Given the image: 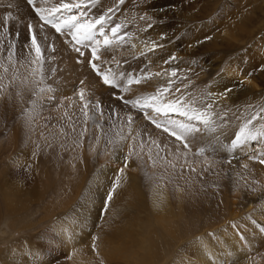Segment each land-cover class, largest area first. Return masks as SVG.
<instances>
[{
    "label": "rangeland",
    "instance_id": "rangeland-1",
    "mask_svg": "<svg viewBox=\"0 0 264 264\" xmlns=\"http://www.w3.org/2000/svg\"><path fill=\"white\" fill-rule=\"evenodd\" d=\"M59 2L60 0H49L48 4L43 6L51 7ZM93 4L99 7L93 10ZM36 6L42 5L37 3ZM109 8L118 13L116 17L109 13L111 23L106 27L123 22L125 24L123 31L131 35L127 37L126 43L98 52L100 59L94 62L98 64L100 70L111 69L113 73L117 75L123 73L125 76L161 73L147 82L132 85V90L127 93L105 86L102 78L89 65L92 59L89 50L81 48L84 55H79L74 50L69 36L60 35L51 26L42 24L34 9L24 0H14L10 4H4L0 0V168L8 170L12 167L28 166L30 173L32 172L31 178L39 185L38 189L42 186L41 194L33 196L31 193L27 195L28 197L25 196L30 202L20 215L15 216L7 213L0 191V264H12L11 257H8L12 252L8 250L10 243L16 245L19 243V247L23 249L19 250L20 252L31 250L34 246L33 240L49 228L55 216L58 221L61 220L59 227L62 228V232L56 227V233L60 236L67 234L71 228L74 230L87 223L81 207L83 201L92 196L96 203L99 200L103 202V197L97 198L98 189L88 193V182H97L98 178L109 174V184L112 186L111 178L120 175L118 170L121 168L124 169L122 174L124 178L131 180L132 174L138 175L140 185L145 190L142 195L145 206L139 209L138 213L136 210L129 211L125 222H120L121 230H125V235L121 237L113 236L111 228L107 226L101 229L99 227L104 224L105 219H115L122 212L105 207V199L102 207L89 210L90 214L91 210L93 211L96 222L90 227L87 226L86 233H81L83 239L78 243L84 248L89 245L85 250L83 248L82 256L90 263L93 261V264L98 262L101 256H105L103 254L106 250L111 253V258H114L112 262L121 258L120 264H132L135 254L123 257L116 254L111 247L118 246L122 243L120 239L124 238L125 243L129 242L128 253L135 251L134 248H129L132 240L140 243L138 247L143 244L149 250L152 241L148 237L151 234L152 237L155 236L154 243L158 246L156 250L162 249V252L167 250L165 254L168 255L170 249L169 251L175 255L181 247L191 245L192 240L197 237L195 235L201 236L200 233H205L213 237L215 232L213 225L232 214H239L244 191L259 189L264 193V164L259 163L258 159L250 158L264 153L263 139L251 142L249 149L241 154L239 165L232 172V176H229L227 169L224 168L227 163L224 162L226 159L224 155H215L208 147L203 155L198 154V150L205 147L198 143L200 137H197L204 130L202 127L196 136L188 137L189 147L186 150L182 143L176 141L162 128H157L138 110L124 105L116 98L123 95L125 99H132L152 94L159 87L167 86L169 77L164 75L165 71L170 73L177 69L171 95L167 98L183 95L201 106L212 97H216L217 99L213 101L214 111L226 115L214 119L224 124L223 130L238 131L254 113L264 109V0H125L123 4H119L118 0H96L95 3H88L86 7L74 10V14L79 15L80 11L85 9L84 19L88 20L92 12L101 14L103 9ZM166 8H170L168 15L158 14ZM142 16L146 18L141 19ZM149 24H152L151 28L148 27ZM40 25H44L42 29ZM32 30H35L45 55V79L39 85H34L29 75L32 67L29 56L32 51L30 48ZM62 40L67 47L59 45ZM153 41L158 47L148 51ZM60 47L65 48V51ZM10 53L14 63L8 59ZM173 56L176 58L175 61L171 60ZM234 59L236 63L233 62ZM231 63H234V67L237 66V71L244 77L241 80L246 88H243L242 93L239 90L236 93L238 88L233 86L234 91L229 92V96L221 95L223 91L215 86V81ZM250 63L253 67L249 71ZM4 67L8 68L7 73L4 72ZM84 68L88 76L83 77ZM14 76L17 77L15 80ZM26 77L27 83H22ZM44 86H50L52 91L47 93L46 98L40 99L34 93L38 87ZM81 88L85 90L87 101L91 104L98 101L102 106L104 112L102 123L108 133L107 138L97 135L93 120L85 121L80 110L83 102L78 96ZM177 88L180 89L179 92L176 91ZM33 100H38V103L33 105ZM91 114L89 110V116ZM148 114L154 115L150 110ZM128 115L133 117L131 130L127 124ZM261 115L264 116V113ZM173 118L180 117L173 114ZM263 122V119H257L253 124L259 128L264 125L260 124ZM84 126L88 131L83 136L82 146H78L81 140L80 132ZM129 135L136 138L135 151L140 155L131 156L129 161L132 162V167L128 164L125 167L124 157L134 146V142L131 139L120 140V136ZM108 140L112 143H108ZM140 142L144 143L143 151L138 146ZM260 158L264 159V156ZM192 168L195 171H192ZM226 176L229 177L226 179ZM230 177L232 178L228 181ZM80 181L83 182L81 189L75 186ZM157 185L162 186L171 199L175 194H179L184 208L178 212L182 216L171 220L166 226L153 216L149 206L153 188ZM71 189L74 200L65 208L64 204L72 199L71 195L67 194ZM111 189L112 187L109 191ZM106 190L107 187L100 192ZM29 196L36 199L32 200ZM212 196L213 199L216 198L213 200L215 202L210 200L209 197ZM55 200H59L58 206L53 205ZM257 202L250 208L255 209L262 203L261 200L258 204ZM205 204L210 209L205 208ZM166 206L167 209L172 207L168 204ZM165 207L163 209L167 210ZM248 209H244L245 214L249 213ZM47 211L53 216L47 217ZM226 223L228 224L227 221ZM208 227L214 229L208 231ZM174 229L180 240L171 237H175ZM182 240L187 242L183 244ZM242 242L246 247L243 255L234 261L229 257L227 262L224 259L218 264H244L249 259L257 260V264H264L262 251L264 247L262 245L259 247L260 242L255 241L253 244L257 250L247 241ZM93 243L96 245L95 248ZM76 245L70 244L71 249L68 251L63 246L59 248L56 246L55 250L57 249L60 256L55 263L80 264L74 262L73 258L74 253H77L74 249ZM249 250L253 251L248 253ZM3 252L6 253L5 256ZM189 258L192 260V256Z\"/></svg>",
    "mask_w": 264,
    "mask_h": 264
},
{
    "label": "bare ground",
    "instance_id": "bare-ground-1",
    "mask_svg": "<svg viewBox=\"0 0 264 264\" xmlns=\"http://www.w3.org/2000/svg\"><path fill=\"white\" fill-rule=\"evenodd\" d=\"M1 1H3L4 4H10L14 0L12 2H11V0H1ZM24 1L28 4L29 7H31V5L28 3V0H24ZM154 5H155V3H154ZM92 6H93V10L96 7L97 8L99 7V5L94 6V4ZM151 7H153V3L151 4ZM83 11L86 12L85 9L80 11V12H83ZM107 11H108V9H106V10L103 9V12L101 14H95L94 12H92V16L88 20H93V19H95L94 16L95 17L101 16V15L107 13ZM112 13H113V16L116 17L118 11H113ZM169 13H170V8H166V9H163V11L158 12L159 15H168ZM36 16L39 19V16L38 15H36ZM21 21H23V20H21ZM27 22H28V20H27ZM41 23L44 24L43 21H41ZM109 28H110V26H109ZM51 34L52 33H50V35ZM60 35L69 36L70 42L72 44L74 43L71 41V37L67 32H65L64 34L60 33ZM40 39H42V37ZM59 45H65L66 47L68 46L66 43H64L63 40L61 41V43ZM77 47H81L82 49H86V51L89 50V52L91 53L90 48H84L80 45H77ZM60 48H62V50L65 51L64 50L65 48L64 49H63V47H60ZM71 52L72 51L70 50L69 53H71ZM72 57L74 58V56H72ZM250 57H252V55ZM159 58H161V57H159ZM157 59H158V57H157ZM157 61H155V62H157ZM233 62H235V59ZM246 64H248V62ZM248 67H249V71H250L253 66L251 64L250 66L248 65ZM237 70H238L237 66L234 67V63L233 64L231 63V65H229V66L227 65L223 74L216 78L215 86L217 88L222 89L223 92H224L225 88H231L232 91H234V89H233V86H234L235 88H238V89H236V93L238 90H239V92L242 93L243 88H246L245 84H242L243 81L241 80V78H244V77L241 76L240 72H238ZM245 72L246 71L244 70V74H245ZM82 73L84 74L83 77L88 76L85 68L83 69ZM239 84L242 86H240ZM236 85H238V87ZM229 94L230 93H228V96H229ZM230 97H232V96H230ZM216 123L218 125L217 132L215 134H212V133H209V132H206L203 130L201 133H199V136H197V137H200V140H198L199 142L198 141L197 142L199 144H201L202 146L208 147V149H210L212 151H213V148H215L216 150L213 151L215 155H218V156L224 155L225 156L226 159L224 162H227V163L224 165V168L227 169V174H229V176H230L232 174V172L235 171V168L237 167V165H239L238 161H240L239 158H240L241 154H243V152H245L246 150L249 149V145L251 144L252 141H249L248 144L244 148L238 149L234 153H227L223 148L220 147V144H225L231 138H233L236 130L234 132L230 131L231 133L228 132L226 129H224L225 130L224 131L223 130L224 124L219 123L217 121H216ZM260 124H264V122L260 123ZM213 136L219 137L220 143H217L216 140L213 138ZM209 145H211V147H209ZM128 166L132 167L131 161L128 162ZM22 167H24V166H22ZM22 167H20V168H13L12 167L11 169H8V170H6L5 168H0V191L2 194V199H3L4 205H5V209H7L8 210L7 213L12 214V216L20 215V213L27 207L26 204H29L30 199L25 198V196H27L31 193L33 194V196L41 194V187L42 186H40V189H38L39 185L36 184V182H34L33 179L31 178L30 174L32 172L30 173V171H31V170H29L30 168L28 166H25L24 168H22ZM253 167H254V165H253ZM32 175H34V174H32ZM133 175L134 174H132V176H131V180L121 176V184L119 187L116 188L115 192L113 193L112 200L110 202L106 201L105 207H107L113 211L122 212V213L119 214L115 219H110V218L105 219L104 220L105 225L102 224L99 227V229L107 226V227L111 228V232L113 233V236H116V237H121V236L125 235V230L124 229L121 230L122 224H120V222H125V220L127 218V213L129 211L134 212V210H136L135 212L138 213L139 209H141L145 206V199L144 198L142 199L143 191H145V190H143V186L140 185L139 178L137 177L138 175L137 176L136 175L133 176ZM229 176H226V179ZM115 177L116 176H113L111 178V183H113ZM241 177H243V176H241ZM231 178L232 177H230L228 179V181ZM109 179H110V175L108 174V176H106V177L104 176L101 179L98 178L97 182H93V183L88 182V184H87L89 187L88 193L90 194L91 191L95 192L96 189H98L99 194L97 195V198L103 197V202H104V199L106 200V196L108 195L109 188L113 187V184H112V186H111V184H109ZM240 179H238V180H240ZM82 183L83 182L80 181V183L78 182V184H75V186H78L81 189ZM227 185H229V184H227ZM246 185H247V183H246ZM57 186H59V184ZM57 186H56V188H57ZM106 187H107L106 191L100 192V191H103ZM80 189H78V190L80 191ZM71 192H72V189H71V191H68L67 194L71 195V197H72L73 195ZM216 196L217 195H215L214 197H216ZM29 197L31 198V196H29ZM73 198L74 197H72V199L70 198L69 202L64 204L65 208H68L71 205V202L74 200ZM150 198H151V200L149 201V206L152 209V213L154 214L153 216L154 217L156 216V219L160 223H162L164 226H166V224L168 225V223H171V220L179 218L180 216H182L181 213H178L184 209L181 205V200H180L179 194H175L174 196H172V199H171L170 197L167 196V193L165 192V190L162 189V186L157 185V186H155V188H153V191H152ZM209 198H210V200L213 201L217 197L214 199H213V196H212V198L211 197H209ZM34 199H36V198H33L32 200H34ZM170 199H171V202H169ZM260 200L262 203L258 204V202ZM57 201H59V200L53 201V205L58 206L59 202H57ZM103 202H102V200H99V202L96 203V201L94 200V198L92 196H88L87 199L83 201V203L81 202L82 203L81 207L83 208V213H84V216L86 217L87 223H85V224L83 223L82 225L76 227L74 230L71 228V229H69L67 234H63V236H60L56 233V227H59L61 220L58 221L57 217L55 216L54 217L55 220H52V223L49 225V228L43 234L36 236V238L33 240L34 246L33 247L31 246L32 248L30 247L31 250L26 251V252H24V251L20 252L19 250H23V249H21L19 247L20 246L19 243L17 245L15 243L14 244L10 243L8 246V248H9L8 250L9 251L12 250V252H11V255L8 254L9 256L8 255L7 256L11 257L12 264H54L56 259L60 256V254L57 253V251H56L57 249L55 250V247L57 246L59 248V246L60 247L63 246V248L68 251L71 249L70 244L75 243V245H76L78 243V241L82 240L83 238L81 237V233H86V228H88L87 226L90 227V225H92L94 222H96V221H94L95 216L93 215V211L91 210V214H90L89 210L91 208H96L99 206L102 207L104 205ZM147 202H148V200L146 201V204H148ZM213 202H215V201H213ZM216 202H217V200H216ZM235 202H237V201H235ZM254 202H257L258 206H256L255 209L254 208L251 209L250 207ZM169 203H171V204H169ZM167 204L170 206L172 205V207L170 209H167L166 208ZM146 206H148V205H146ZM237 206H238V204H237ZM101 207H100V209H101ZM164 207L167 210H164L163 209ZM205 208H207L206 204H205ZM205 208H204V210H206ZM245 208H249L248 209L249 213H246V214L244 213ZM207 209H210V208H207ZM147 210H149V209H147ZM212 211H213V209H212ZM238 211H239V209H238ZM176 213H178V214H176ZM219 213H220V211H219ZM50 216H53V214L47 211V217H50ZM220 216H217V218ZM69 218L71 219V216H69ZM227 219H229V220H227ZM226 221L228 222V224L226 223ZM259 221H260V223H259ZM217 223L218 224L213 225L215 227V232H214L213 237H211L210 235H207L205 233H200L201 236H199V234H197V235H195L197 237H195L192 240L191 245L181 247V250L178 249L179 251L175 255L172 254V252L169 251L170 249L168 248L169 249L168 255H171V257H172V255H174L172 258L165 254L167 250L166 251L163 250V252H162V249H161L160 250L161 252H160V251H158V249L157 250L155 249V248H158V246H155V245H157L156 243H154L155 242V240H154L155 236L152 237L153 235L151 233H149L151 235L148 237L149 239L151 238V241H152L151 242L152 245L150 246L149 250H147L145 248L146 246H144L143 244L141 245V247L139 246L140 247V249H139L138 245H140V243H137L136 241L132 240L133 243L129 245V248H134L135 251L134 252L131 251L128 253L127 244H129V242L125 243L124 238L120 239L122 241V243L118 244V246L113 245L111 248L113 249V251L116 252V254L117 253L121 254V256H123V257L127 256V255L130 256V254L131 255L135 254V255H133L134 262L132 264H189L191 261L192 262L194 261L192 264H218L220 261H222L224 259L227 262L228 261L227 259L229 257H231L234 261L239 256L243 255L244 250H246L245 244L242 241H247L248 244H251V246L253 248H255L253 246L254 242L257 241V242H260L259 247H260V245H262V247H264L263 246L264 245V193H262L261 190H259V189L257 191H252V190L244 191L242 193V204H241V210L239 211V214H235V215L232 214L229 217H225L223 221L221 219V221H219ZM230 224H234V226H231ZM214 227L212 229L211 228L209 229V227H208L207 230L208 231L213 230ZM59 228H60V231L62 232V228L61 227H59ZM169 229H171V228H169ZM171 231H172V229H171ZM174 231L176 232V229H174ZM78 232H80V233H78ZM175 232H173V233H175ZM144 235H147V234L144 233ZM177 236L178 235L176 232L175 237H173V236H171V237L175 239ZM177 238H178L177 240H180L179 237H177ZM185 239H186V236H185ZM185 239H183V240H185ZM183 240H182L183 244L185 242H187V240L184 242H183ZM78 245H80V244L78 243L76 245V248H74V249H76V251L75 250L74 251L77 253H74V256L72 254L73 258H75V260H77V261L74 260V262H76V263L80 262V264L90 263L89 260L86 259V257L82 256V252H83L84 247L81 246L82 244L80 246H78ZM23 246H25V244ZM36 246L40 247L41 249L37 248ZM88 246L89 245H87L86 247H88ZM110 246L111 245L109 244L108 247H110ZM16 247H17V249H15ZM137 247H138V249H137ZM85 248H84V250H85ZM145 249L147 252L145 251ZM8 250H6V251H8ZM26 250H27V248H26ZM59 250H61V249H59ZM252 251L253 250H249L248 253H250ZM262 251L264 252V249ZM170 252H171V254H170ZM246 253H247V251H246ZM5 254L3 252L4 256H5ZM108 254H109V252H107V250H106L105 253L103 254L105 256H103V257L101 256L99 258V261L96 262L95 264H120L119 262H120L121 258L119 259V261L114 260L116 262H112L114 258L113 259L111 258V256H110L111 253L109 255ZM116 254H115V256H116ZM263 255H264V253H263ZM190 256H192V260H191V258H189ZM169 257H170V259H169ZM5 258L6 257H4V259ZM251 260H253V259H249L244 264H247L248 262L249 263L253 262L252 264L258 262L257 260L255 261V259L252 262H251ZM7 262H9V261H7ZM74 262H72V263H74ZM130 262H132V261H130ZM59 264H60V262H59ZM61 264H63V263H61ZM90 264H93V261Z\"/></svg>",
    "mask_w": 264,
    "mask_h": 264
},
{
    "label": "snow or ice",
    "instance_id": "snow-or-ice-1",
    "mask_svg": "<svg viewBox=\"0 0 264 264\" xmlns=\"http://www.w3.org/2000/svg\"><path fill=\"white\" fill-rule=\"evenodd\" d=\"M49 0H28V3L34 9L35 13L39 16V19L44 22V24L51 26L57 33L64 34L67 32L73 43L74 50L83 56L84 53L81 51L80 45L84 48H90L92 59L89 61L90 67L97 72V74L102 78V82L105 86L120 90L123 93L130 92L132 90V85H139L141 83L147 82L153 76H160L161 73H141L139 76L128 75L121 73L117 75L113 73L111 69H106L104 71L100 70V67L94 61L100 59L98 52L101 49H109L114 46H118L127 42V37L131 35L130 33H125L123 31L125 24L123 22L117 23L110 28H106V25L111 23V17L108 15L112 13L114 9L109 8L107 13L95 18L93 20H85V14L80 12L79 15L74 14V10H79L82 7H86L88 3H95L96 0H72V2H66V0H60L58 4L51 7L43 6L47 5ZM125 0H118L119 4H123ZM37 3L42 6L37 7ZM10 15V14H9ZM142 16L141 19H145ZM44 25H40L41 29ZM149 28L152 24L148 25ZM31 29V25H29ZM31 44L30 48L32 51L29 53L31 57L30 63L32 65L29 75L32 77V83L34 85H39L45 79L44 76V64L45 55L41 44L37 40L35 30L31 31ZM152 46L148 48V51L155 50L158 45L155 42H151ZM14 47V46H13ZM147 47V45H146ZM143 54V53H142ZM9 61H13L12 53L8 56ZM175 57H171L172 61H175ZM8 68L4 67V72L7 73ZM177 69H173L170 73L165 71L164 75L169 77L167 86L159 87L154 93L149 95H141L132 99H125L123 95L116 97L124 105H129L132 108L138 110L144 115V117L154 124L157 128H162L164 132L168 133L170 136L174 137L176 141L183 144L184 148H188L187 139L190 136H196L197 133L201 131V127L204 131L215 134L218 130V125L214 117H221L226 115V113H217L214 111V104L217 98L212 97L207 103L198 106L195 102L188 100L183 95L167 98L171 95V91L174 84V79L177 76ZM17 77H13L15 80ZM22 83H27V77ZM83 83V82H81ZM52 91L50 86L38 87V90L34 93L40 99L46 98L47 93ZM177 92L180 89H176ZM231 88H225L221 95H227L231 92ZM80 101L83 102L82 108L80 109L85 117V121L88 119L93 120V126L97 131L98 136H104L107 138L108 133L103 127L104 112L100 103L97 101L95 104L87 101L85 96V90L81 88L78 92ZM54 98V97H52ZM33 105L38 103V100L32 101ZM89 110H91V116H89ZM149 110L154 113V115H149ZM264 113V109L260 112L254 113V115L244 122L235 132L234 137L231 138L227 143L220 144L227 153H234L238 149L244 148L249 141H257L264 139V125L257 128L254 126L253 121L257 119H264L261 115ZM173 114L180 118H173ZM67 115V113H65ZM111 118V117H109ZM127 124L129 130H131V125L133 122V117L131 115L127 116ZM69 120L71 118L69 117ZM73 131L75 128L73 127ZM87 127L84 126L80 132V143L78 146L83 144V136L87 132ZM119 135V134H118ZM217 143L219 142V137L213 136ZM134 142V146L129 149L127 155L124 157L125 167L129 162V158L134 154L139 156L140 153L135 151L136 138L132 136H120V140H129ZM108 143H112L108 140ZM153 143H155L153 141ZM139 148L143 151L144 143H139ZM159 147V146H157ZM211 147V145H209ZM216 149L213 148V151ZM207 151L206 147H201L198 150L199 155H203ZM186 156L187 153H184ZM264 156V153H259L253 155L251 159H258L259 163L264 164V159L260 157ZM151 158V157H150ZM161 159H164L161 157ZM153 166H155V161H153ZM175 167V165H172ZM191 167V165H189ZM246 167V166H245ZM120 175L116 176L113 181V187L106 196V201L110 202L113 198V193L116 188L121 184V176L124 173V169L118 170ZM192 171H195L192 168ZM95 239V238H94ZM96 245L93 243V248Z\"/></svg>",
    "mask_w": 264,
    "mask_h": 264
}]
</instances>
